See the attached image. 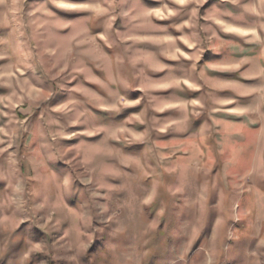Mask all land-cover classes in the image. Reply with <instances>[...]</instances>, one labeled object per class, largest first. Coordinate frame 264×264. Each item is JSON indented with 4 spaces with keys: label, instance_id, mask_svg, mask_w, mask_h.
Returning a JSON list of instances; mask_svg holds the SVG:
<instances>
[{
    "label": "clouds",
    "instance_id": "9594fccd",
    "mask_svg": "<svg viewBox=\"0 0 264 264\" xmlns=\"http://www.w3.org/2000/svg\"><path fill=\"white\" fill-rule=\"evenodd\" d=\"M0 264H264V0H0Z\"/></svg>",
    "mask_w": 264,
    "mask_h": 264
}]
</instances>
